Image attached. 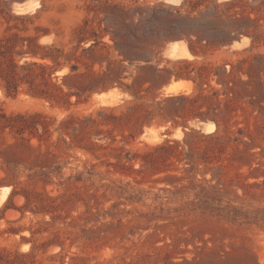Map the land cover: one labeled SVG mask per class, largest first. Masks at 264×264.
Listing matches in <instances>:
<instances>
[{
  "label": "rangeland",
  "instance_id": "1",
  "mask_svg": "<svg viewBox=\"0 0 264 264\" xmlns=\"http://www.w3.org/2000/svg\"><path fill=\"white\" fill-rule=\"evenodd\" d=\"M31 1L36 6L29 11L39 12L26 23L30 31L11 32L31 36L34 27L47 29L49 35L39 44L66 49L73 31L94 16L87 10L93 5L90 0H45L43 9L41 0H1L0 7L13 12V5ZM105 1L125 7L132 0L95 3L101 28L117 32L123 16L105 10ZM160 1L173 6L181 2L137 0L136 4L151 7ZM200 1L192 12L187 6L181 12L197 20L193 42L198 35L211 34L234 39L219 49L196 46V56L189 53V58L180 59L194 61L195 70L207 71L229 62L234 66L233 79L227 86L210 76L204 82L181 80L188 86L178 94L217 92L211 101L200 98L193 104L201 114L208 106L229 105L231 114L221 123L216 139L206 137L216 130L215 124L194 114L184 129L181 118H176L178 124L144 126L141 133L133 127L102 124L96 114L100 107L118 106L131 98L118 87L66 108L28 96L24 86L16 97H6L0 86V125L9 123L4 117L40 114L46 117L48 131L43 135L38 126L43 135L39 139L28 131L18 135L0 128V196H4L0 264H264V0H217L232 5L216 11L212 0ZM170 12L166 9L163 14ZM233 13L243 17L239 25L230 23ZM216 16L225 26L214 25ZM0 21L2 38L5 24ZM10 24L22 27L19 22ZM157 29L173 35L176 25L165 22ZM102 41L109 43L108 35ZM182 47L188 50L186 40L163 42L153 62L170 67L166 60H175L173 51L179 54ZM217 71L225 76L222 68ZM66 73L63 68L56 76L60 79ZM174 82L179 81L171 79L158 92L143 94L166 96L164 88ZM108 92L119 96L99 98ZM89 115L95 123L69 121ZM207 124L213 127L206 132ZM190 130L192 150L185 146L179 161L172 159L156 169L141 160L127 161L126 157L146 152V145L166 139L182 142Z\"/></svg>",
  "mask_w": 264,
  "mask_h": 264
},
{
  "label": "trees",
  "instance_id": "2",
  "mask_svg": "<svg viewBox=\"0 0 264 264\" xmlns=\"http://www.w3.org/2000/svg\"><path fill=\"white\" fill-rule=\"evenodd\" d=\"M44 1L41 0V9L44 8ZM90 1L93 5L87 6V10L93 12L94 16L91 20L84 19L82 25L73 31L66 49L58 48L53 43H38L41 37L49 35L47 29L34 27L35 34L31 36H19L11 32L13 29L29 32L26 23H32L39 11L34 14L31 13L33 11L18 14L0 7V19L4 20L5 24L4 35L0 38V86L5 96L16 97L19 88L24 86L23 92L30 97L45 100L51 105L69 108L86 103L94 93L106 92L118 87L131 98L118 106L100 107L96 114L100 116L102 124H113L121 128L133 127L141 133L144 126L149 127L153 123L162 124L169 121L178 124L176 118H181L184 120L179 124L184 129L187 120L193 118L194 114L201 120L214 123L216 130L206 137L218 138L221 123L224 124L231 114L229 105L224 104L223 109L208 106L204 114L197 112L200 108L194 110L193 107L200 98L207 101L216 98L217 92L214 91L210 95L191 93L161 97L155 94L151 98L143 94L151 90L158 92L171 79L195 83L197 80L204 82L210 76L216 78V83L226 86L232 81L234 66L229 62L215 67L213 71H207L203 67L195 70L194 61L180 58L166 60L170 67H159L158 63L153 62L154 58L162 52L160 50L162 43L169 40H186L192 56L198 54L196 46L219 49L232 44L234 37L216 34L198 35L197 40L193 42L191 37L197 20L181 12L186 6L192 12L201 1L181 0L175 6L160 1L151 7L136 4L137 0H132V4L125 7L105 1L103 3L105 10L117 11L123 16V21L117 25V32L112 33L108 27L101 28L103 21L97 18L98 7L95 5L98 0ZM212 4L213 11L221 6L232 5L231 2L217 0H212ZM166 9L171 12L164 15ZM214 18L217 20L214 25L225 26L218 19L219 17ZM229 19L231 24L239 25L243 17L239 13H233ZM10 22L22 23V27L16 24L11 25ZM165 22L176 25L173 35H165L163 31L157 29ZM2 25L0 21V26ZM106 35H108L109 43L102 41ZM17 48L19 49L16 50ZM113 53L115 58H111ZM226 66L230 67L228 72H226ZM63 68L67 69V73L59 79L56 72ZM220 68L223 69L225 76L219 75L217 70ZM63 73L65 71L61 72ZM124 80H130V82L123 83ZM71 98H74L73 102ZM4 119L9 123L1 124L0 128H9L18 135L28 131L32 136L41 139L48 132L47 123L44 120L46 117L40 114L28 117H4ZM69 119L71 124L96 122L91 115L82 119L73 117ZM10 121H18L20 125L14 126ZM38 126H41L43 135L38 134ZM188 138L189 141L186 140ZM232 141L238 143L239 139L233 138ZM192 145L193 130H190L185 132V139L182 142L166 139L160 144L146 145L147 150L141 155L134 154L126 158L127 161L134 162L141 160L143 165L156 169L172 159L179 161L185 146L192 150Z\"/></svg>",
  "mask_w": 264,
  "mask_h": 264
},
{
  "label": "bare ground",
  "instance_id": "3",
  "mask_svg": "<svg viewBox=\"0 0 264 264\" xmlns=\"http://www.w3.org/2000/svg\"><path fill=\"white\" fill-rule=\"evenodd\" d=\"M170 1H176L177 2L178 0H170ZM25 3L26 4H23V5H15V6L13 5V12L18 13V14H24L26 12H29L30 9L27 6L30 5L32 3V1L28 2V3L25 2ZM189 57H190V54H189V52H188L186 47H182L180 49V53L179 54H177V51H173V55H172V58H175V59L176 58H189ZM187 86H188V84L186 82H184V81L171 83L169 86L164 88V95H176L182 89L186 88ZM118 96L119 95L116 94L115 92H108V93L101 94L99 96V98L102 99V100L108 101V100H116ZM212 127H213L212 124H207V125L203 126V130L207 132L208 129L210 130ZM151 136L154 137V136H156V134L154 136L153 135H151ZM3 198H4V196H0V201L3 200Z\"/></svg>",
  "mask_w": 264,
  "mask_h": 264
},
{
  "label": "clouds",
  "instance_id": "4",
  "mask_svg": "<svg viewBox=\"0 0 264 264\" xmlns=\"http://www.w3.org/2000/svg\"><path fill=\"white\" fill-rule=\"evenodd\" d=\"M36 5H28L27 7L32 8L35 7Z\"/></svg>",
  "mask_w": 264,
  "mask_h": 264
}]
</instances>
